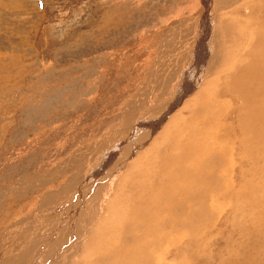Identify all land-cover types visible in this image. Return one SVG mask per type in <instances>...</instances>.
<instances>
[{
    "label": "rangeland",
    "instance_id": "1",
    "mask_svg": "<svg viewBox=\"0 0 264 264\" xmlns=\"http://www.w3.org/2000/svg\"><path fill=\"white\" fill-rule=\"evenodd\" d=\"M246 1L0 0V264L17 257L45 210L80 196L86 173L90 181L110 175L98 184L100 207L73 264H255L249 252L264 247V147L251 152L234 126L208 119L221 114L203 102L216 60L196 84L186 74L187 92L154 132L144 119L136 138L124 137L134 116L162 109L174 68L193 56L192 40L210 20L219 48L211 55L220 28L226 44H240L234 12ZM122 137L127 154L101 160Z\"/></svg>",
    "mask_w": 264,
    "mask_h": 264
},
{
    "label": "bare ground",
    "instance_id": "2",
    "mask_svg": "<svg viewBox=\"0 0 264 264\" xmlns=\"http://www.w3.org/2000/svg\"><path fill=\"white\" fill-rule=\"evenodd\" d=\"M222 1H223L222 2L223 6H227L230 3L232 4L234 0H222ZM245 5L244 6L242 5L245 8L244 9L245 12H242L241 6L240 7L237 6L239 8V12L236 13L233 11L235 13V16H237V18L242 19V22L239 23V25L237 26L238 27L237 32H242V35H243L242 36L243 40H241L240 44L235 45L231 41L229 43L227 42L228 44H226V40H227L226 36L228 34V31L224 27L223 29L220 28L219 29L220 30L219 35H221L220 43L222 42L220 51H219V54H217V56L215 55V57L214 55H211L215 48L218 50L219 48L217 47V44L215 46V41L210 36L214 32V29H213L214 27H211L212 22L210 20V23H209L210 25H207L204 28L203 32L197 31L196 34H198V36L195 35L194 40H192L194 45H192V47L190 46V48H193V52H194V53L192 52L193 56L189 58V56L187 57V53H185L186 56L184 55V57L181 58L182 60L180 61V63L177 64L176 68H174L173 79L170 82V87H168L170 88L169 92L171 90L172 91L168 94V96H164V99H166L167 97H170V98L167 101L163 102L162 105H160L162 109L159 111V113L157 112L158 114L156 116H153V114H151L153 113V111L151 113L148 112L145 115H144V112H141V115L134 116L135 118L133 122L129 123L130 125L128 124L129 129L127 131L125 130L126 134L125 132H124L125 135L123 134L124 137L131 135L132 138L133 137L136 138L135 136L136 131L138 130V127H140V125L144 123L142 122L144 121V119H145V122H148L147 126L150 125V127L147 128L146 132L148 133L154 132V127L158 125L157 121L160 120V115L167 113L171 107H173L177 102H180L181 95L183 93L181 92V88H183V90L187 92L186 90H188V87L183 86V84L185 83L183 81L184 80L188 81V79L186 78V74H188L190 70H191L192 78L189 81L190 83L196 84V82L200 80L201 76L202 77L205 76L210 71L213 74V70L217 68L213 74V77L211 78V81H209L211 82V84L208 89V92L206 93L205 101L203 102H204V105L215 104L214 105V107H216L215 111L219 110L221 114H218L217 112H214V113L212 112L213 114L208 116V119L211 120L214 117L212 121L215 122V124L218 123L219 120H222L226 124H230L234 126L235 129L239 131V139L241 142L240 145L242 146L245 145L249 147L252 150L251 152H257L254 149L259 150L261 146L264 147V0H258V1L257 0H247ZM207 38H208V41H206L207 49L204 51V54L205 53L206 54L202 55L201 53L203 51V48H205L204 45H205V40H207ZM203 56H205L207 61H205L206 65L204 66V69H203L204 73L201 72L202 74H200L199 71L196 72V70H198L197 64L199 62L201 63ZM211 59L214 60V63H213L214 65L212 66V68H209L208 63H210L209 61ZM215 60L219 66H217L214 69L216 65ZM168 68L166 69L170 70ZM170 74L171 73L169 72V78L171 79L172 75ZM165 77H167L166 73H165ZM157 90L160 91L159 89ZM153 93H155V90L153 91ZM158 108L156 110H158ZM198 111L202 113V101L200 103V106L198 107ZM162 117L166 118V116H162ZM152 118H153V121H152ZM191 138H192V134L189 133L188 139H191ZM141 139H144V136L138 138L134 145L136 144L138 145ZM127 140H125L123 137L119 140H113L112 143L115 142V144L113 143L115 148L111 147L112 150L107 151L104 154L103 158H101V160H103L105 156L107 160V158L108 157L110 158L111 155L113 156V158H117V159L118 157L123 158L124 155L127 154L126 151H128V147H127L128 144L126 147L124 145V142H126ZM124 148H125V151H124ZM261 156L262 158H264V155H261ZM120 158L118 159L119 161L121 160ZM118 160L117 162H119ZM252 174L254 175V173ZM109 175L110 173L106 175H100L101 177L99 176L100 177L99 179L98 178L96 179L95 177L93 181H90L89 179L92 178V176H89L88 173H86L87 178L85 179L84 177L85 184L79 188L81 190L80 196H74L75 199L71 202V205L69 207H66V202H64L65 200L66 201L69 200L68 198L69 196L68 197L62 196L63 200H62V203H60L61 205L60 208L57 209L54 206V208L49 211L45 210V212H48V215L46 216V218H42L43 217L42 215L38 216L36 220H39L41 218L42 219L38 222L32 223V225L30 226V229L32 230L31 231L32 233L30 235L31 237L28 239L25 245L21 246V249L19 250L17 257L16 258L12 257V258H9L8 260L5 259L4 261H2V263L9 262L7 264H73V260L75 259L76 254H78L77 253L78 250H80L79 248L81 246L83 237L85 236L84 234L88 232L86 231V227L90 225L88 221L91 217H95L94 215H96L97 213L96 204H98V208L100 207L99 200H98L99 198L96 193L98 191V184L99 182H103L104 180L107 181L106 176H109ZM90 185L93 186V189L91 191H88V186ZM49 200L51 201V199ZM84 203H86V205H84ZM83 205L84 207L88 206V209L83 210V213H82L83 215H81L79 214L78 211L83 208ZM42 211L40 210V212ZM74 218H77V219L73 220ZM43 223H45V226L48 228V231L46 232L47 234L37 237L40 233L36 234V233H33V231H36V229L38 230V227H40L41 224ZM86 223H88L89 225H87ZM43 226L44 225H42V227ZM94 236L96 237V234L92 233V236H91V239H93L92 242H94ZM96 246L98 245L95 244V252L101 254L103 250L100 247H96ZM261 246H262L261 244H258L257 247L253 245L251 252H249L250 254L249 257L252 258V261H254L255 264H262V263L264 264V247H261ZM61 249H64V251L60 252ZM105 255L106 256L108 255L107 252L105 253ZM92 256L93 255L88 256V257L91 259H94Z\"/></svg>",
    "mask_w": 264,
    "mask_h": 264
},
{
    "label": "water",
    "instance_id": "3",
    "mask_svg": "<svg viewBox=\"0 0 264 264\" xmlns=\"http://www.w3.org/2000/svg\"><path fill=\"white\" fill-rule=\"evenodd\" d=\"M39 3H40V1H39Z\"/></svg>",
    "mask_w": 264,
    "mask_h": 264
}]
</instances>
